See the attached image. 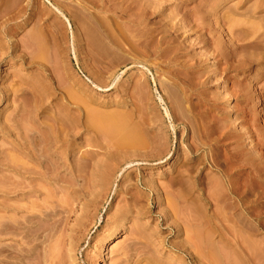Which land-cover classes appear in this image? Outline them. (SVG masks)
Segmentation results:
<instances>
[{
    "label": "rangeland",
    "instance_id": "obj_1",
    "mask_svg": "<svg viewBox=\"0 0 264 264\" xmlns=\"http://www.w3.org/2000/svg\"><path fill=\"white\" fill-rule=\"evenodd\" d=\"M250 28L252 31H247ZM262 31L264 0H0V226L9 216L23 220L30 211L38 213L39 207L32 204L44 198L50 201V206L62 210L60 225L56 223L59 227L55 226L52 234L48 231L49 236L44 237L33 264H51L54 261L51 254L56 251L55 255L57 250L63 257L66 254L62 264H119L121 248L129 243L138 224L146 225L149 240L141 238V244L134 245L138 247L133 260L150 254L166 264H194L184 247L177 246L179 238L172 218L163 219L170 202L167 199L173 200L176 191L184 198L183 202L177 204L176 198L175 204L171 202L176 207L183 206L179 209L181 216L191 214L190 195L186 193L194 174L188 173V164L198 167L195 174L199 181L196 215L201 225L198 251L203 253L199 252L197 264H264V57L259 59L260 63L254 59L255 55L264 54ZM256 38L263 40L260 49L254 44L250 47ZM118 39L124 43L119 44ZM219 51L221 56L217 57ZM32 53L37 54L36 59ZM127 55L131 58L126 59ZM225 64L229 67L226 73L220 69ZM122 98L127 101L122 103ZM130 107L134 118L131 122L137 127L132 125L136 130L131 132L141 136L131 135L153 141L154 148L143 153L144 160L123 163L113 174L104 176L112 160L123 157L114 150L118 149L115 143L121 140L113 129L117 130L114 128L117 115ZM87 113L93 117L89 118ZM97 121L102 127L97 128ZM151 135L154 138L150 139ZM99 145L110 147L103 152ZM159 149L164 152L161 154ZM157 153L160 155L156 157ZM23 160H29L31 171L25 166L27 171L23 170ZM180 175L187 176L180 186L168 183L170 178ZM12 181L14 192L9 188ZM103 182L107 187L100 185ZM127 185L131 189L124 192ZM146 189L153 204L142 213L133 198L136 192ZM94 194L98 197H93ZM90 198H98L97 212ZM59 200L63 201L60 203L63 209L58 206ZM87 204H91V209ZM85 208L92 215L96 213L93 216L88 213L84 218L86 230L80 232L83 236L78 242L75 225L83 218ZM122 214L126 215L122 217L123 225L114 226L111 217ZM185 221L183 227L190 230L192 226ZM45 223L49 225L51 220ZM185 232L183 229V239ZM9 236L0 234V246L17 245ZM57 245H62L63 251ZM3 258L9 259L0 257L3 260L0 264L6 261Z\"/></svg>",
    "mask_w": 264,
    "mask_h": 264
},
{
    "label": "bare ground",
    "instance_id": "obj_2",
    "mask_svg": "<svg viewBox=\"0 0 264 264\" xmlns=\"http://www.w3.org/2000/svg\"><path fill=\"white\" fill-rule=\"evenodd\" d=\"M140 2V1H139ZM135 3V2H134ZM257 3V2H256ZM255 3V4H256ZM260 4V3H259ZM254 5V4H253ZM252 5V7H254ZM256 6V5H255ZM139 7V6H138ZM136 8V7H135ZM142 8V7H141ZM145 8V7H144ZM148 8H149V6H148ZM256 8V7H255ZM261 8V7H260ZM135 10H137V9H135ZM141 10V9H140ZM143 11H144V9H143ZM135 12V11H134ZM133 12V13H134ZM137 12V11H136ZM145 12V11H144ZM147 13V12H146ZM139 15H140V13L138 14V17H139ZM150 15V14H149ZM133 16H135V15H133ZM137 17V16H136ZM138 17H137V19H138ZM140 18V17H139ZM136 20V19H135ZM148 20V19H147ZM84 21V20H83ZM143 21H144V19H143ZM142 21V22H143ZM157 22V21H156ZM162 22V21H161ZM167 22V21H166ZM230 22V21H229ZM98 23H99V21H98ZM134 23V22H133ZM154 23V22H153ZM170 23H172V21H170ZM234 23H236V22H233V24ZM239 23V22H238ZM100 24V23H99ZM150 24H152V23H150ZM157 24V23H156ZM168 24V23H167ZM231 24V23H230ZM247 24V23H246ZM250 24V23H249ZM146 25V24H145ZM145 25H144V27H145ZM153 25V24H152ZM158 25V24H157ZM235 25V24H234ZM241 25V24H240ZM139 26V25H138ZM141 26V25H140ZM156 26V25H155ZM252 26V25H251ZM148 27V26H147ZM153 27V26H152ZM165 27V26H164ZM172 27V26H171ZM229 27H230V25H229ZM237 27V26H236ZM256 27V26H255ZM134 28V27H133ZM176 28V27H175ZM231 28H232V26H231ZM248 28V27H247ZM258 28V27H257ZM107 29V28H106ZM106 29H105V31H106ZM141 29V28H140ZM147 29V28H146ZM145 29V30H146ZM154 29V28H153ZM236 29V28H235ZM110 30V29H109ZM138 30V29H137ZM137 30H136V32H137ZM142 30V29H141ZM144 30V29H143ZM147 30H149V29H147ZM167 30V29H166ZM257 30H259V29H257ZM256 30V31H257ZM262 30V29H261ZM139 31V30H138ZM232 31V30H231ZM234 31V30H233ZM247 31H252V29L250 28V30H248L247 29ZM256 31H253V32H255L256 33ZM104 32V31H103ZM109 32H111V31H109ZM120 32V31H119ZM118 32V33H119ZM146 32V31H145ZM262 32H264V31H262ZM106 33V32H105ZM114 33V32H113ZM142 33V32H141ZM149 33H151V32H149ZM158 33H160V32H158ZM229 33V32H228ZM234 33V32H233ZM255 33H253V34H255ZM258 33V32H257ZM256 33V34H257ZM109 34V33H108ZM139 34H140V31H139ZM145 34V33H144ZM251 34V33H250ZM259 34V33H258ZM257 34V35H258ZM123 35V34H122ZM137 35V34H136ZM231 35H232V33H231ZM230 35V36H231ZM264 34L262 33V36H263ZM55 36H56V33H55ZM108 36H110V35H108ZM107 36V37H108ZM134 36V35H133ZM140 36H141V34H140ZM139 36V37H140ZM143 36H145V35H143ZM148 36H150V35H148ZM161 36V35H160ZM259 36H261V34L259 35ZM261 36V39L262 38H264V37H262ZM121 37V36H120ZM125 37V36H124ZM123 37V38H124ZM131 37V36H130ZM138 37V36H137ZM152 37V36H151ZM166 37V36H165ZM54 38V37H53ZM112 38V37H111ZM113 38H115V37H113ZM127 39H128V37H126ZM141 38V37H140ZM149 38V37H148ZM148 38H146L147 40H148ZM163 37H161V39H162ZM258 38H260V37H258ZM64 39V38H63ZM132 39V38H131ZM150 39V38H149ZM154 39H156V38H154ZM168 39H170V38H168ZM255 39V38H254ZM261 39H257L256 38V40H254L255 42L254 43H252V45H250V47L251 46H253V44L255 45V46H259V45H261L262 44V42L261 41H263V40H261ZM57 40V39H56ZM60 40V39H59ZM119 40V39H118ZM122 40V39H121ZM121 40H119V41H121ZM124 40V39H123ZM126 40V39H125ZM164 40V39H163ZM162 40V41H163ZM166 40H167V38H166ZM174 40V39H173ZM205 40V39H204ZM58 41V40H57ZM116 40H114V42H115ZM136 41V40H135ZM144 41V40H143ZM153 41V40H152ZM155 42H157V40H154ZM168 41V40H167ZM239 41V40H238ZM237 41V42H238ZM129 42V41H128ZM131 42V41H130ZM133 42V41H132ZM140 42V41H139ZM146 42V41H145ZM169 42V41H168ZM212 42V41H211ZM210 42V43H211ZM261 42V43H260ZM116 43V42H115ZM124 43V42H123ZM122 43V41H121V43H119V44H123ZM136 43V42H135ZM149 43V42H148ZM152 43V42H151ZM234 42L232 41V44H233ZM244 43V42H243ZM249 43V42H248ZM260 43V44H259ZM264 43V42H263ZM54 44V43H53ZM114 44V43H113ZM117 44V43H116ZM115 44V45H116ZM145 44V43H144ZM143 44V45H144ZM150 44V43H149ZM163 44H164V42H163ZM168 44V43H167ZM174 44V43H173ZM212 44V43H211ZM210 44V45H211ZM237 44V43H236ZM235 44V45H236ZM127 45V44H126ZM130 45V44H129ZM140 45H142V44H140ZM146 45V44H145ZM154 45V44H153ZM155 45H157L156 43H155ZM160 45H161V43H160ZM239 45V44H238ZM242 45V44H241ZM119 46H121V45H119ZM128 46V45H127ZM174 46V45H173ZM176 46V45H175ZM237 46V45H236ZM57 47V46H56ZM152 47V46H151ZM160 47V46H159ZM177 47V46H176ZM217 47H218V45H217ZM239 47V46H238ZM242 47V46H241ZM245 47H247V46H245ZM260 47L261 46H259V49H260ZM263 47H264V45H263ZM122 48V47H121ZM129 48V47H128ZM127 48V49H128ZM136 48V47H135ZM134 48V49H135ZM140 48V47H139ZM149 48V47H148ZM165 48V47H164ZM167 48V47H166ZM175 48V47H174ZM214 48V47H213ZM219 48V47H218ZM233 48V47H232ZM254 48V47H253ZM116 49H117V47H116ZM126 49V48H125ZM133 49V50H134ZM151 49V48H150ZM153 49H154V47H153ZM152 49V50H153ZM172 50H173V48H171ZM170 49V51H172ZM243 49V48H242ZM245 49V48H244ZM130 50H131V48H130ZM139 50V49H138ZM140 50H141V48H140ZM140 50H139V52H140ZM167 50V49H166ZM212 50V49H211ZM210 50V51H211ZM215 50V49H214ZM237 50H239V49H237ZM129 51V50H128ZM135 51V50H134ZM143 51V50H142ZM147 51V50H146ZM151 51V50H150ZM164 51V50H163ZM167 51H169V49L167 50ZM174 51H176V49L174 50ZM213 51V50H212ZM211 51V52H212ZM235 51V50H234ZM256 51H258V49L256 50ZM264 50L262 49V52H263ZM122 52V51H121ZM166 52V51H165ZM184 52V51H183ZM220 52V51H219ZM216 53V56L218 57V56H221V52L220 53ZM238 52V51H237ZM255 52V51H254ZM134 53V52H133ZM137 53H138V51H137ZM144 53V52H143ZM147 53V52H146ZM167 53V52H166ZM226 53V52H225ZM225 53H223V54H225ZM235 53V52H234ZM247 53H249V52H247ZM246 53V54H247ZM252 53H253V51H252ZM257 53V52H256ZM260 53V52H259ZM32 54H34V56L36 55L37 56V54H35V53H32ZM148 54V53H147ZM212 54V53H211ZM254 54V53H253ZM42 55V54H41ZM114 55H116V54H114ZM122 55H123V53H122ZM136 54L134 53V56H135ZM137 55H139V54H137ZM141 55H143V54H141ZM145 55V54H144ZM167 55H168V53H167ZM167 55H165V56H167ZM188 55V54H187ZM252 55V54H251ZM33 56V57H34ZM35 56V59L37 58ZM180 56V55H179ZM223 56V55H222ZM225 56V55H224ZM245 56V55H244ZM248 56H250V54L248 55ZM32 57V56H31ZM126 57V56H125ZM127 57H128V55H127ZM133 57V56H132ZM137 57V56H136ZM140 57V56H139ZM142 57V56H141ZM144 57V56H143ZM225 57H227V56H225ZM224 57V58H225ZM247 57V56H246ZM252 57V56H251ZM251 57H250V59H251ZM264 57V54L263 53H261V54H257V56L255 55V57H254V59H255V61H258L259 62V59H262ZM120 58V57H119ZM122 58V57H121ZM131 58V57H130ZM129 57L128 58H126V59H130ZM174 58H176V57H174ZM191 58V57H190ZM249 58V57H248ZM253 58V57H252ZM31 59V58H30ZM33 59V58H32ZM143 59V58H142ZM243 59V58H242ZM245 59V58H244ZM243 59V60H244ZM253 59V60H254ZM112 60V59H111ZM117 60V59H116ZM144 60V59H143ZM170 60V59H169ZM173 60H175V59H173ZM220 60V59H219ZM227 59H225V61H226ZM246 60H247V58H246ZM245 60V61H246ZM252 60V61H253ZM263 60V59H262ZM150 61V60H149ZM164 61V60H163ZM183 61V60H182ZM197 61V60H196ZM237 61H239V60H237ZM261 61V60H260ZM111 62H113V61H111ZM123 62H124V60H123ZM147 62H148V60H147ZM156 62V61H155ZM218 62V61H217ZM224 62V61H223ZM227 62V61H226ZM247 62V61H246ZM258 62H256V63H258ZM187 63H188V61H187ZM186 63V64H187ZM198 63V62H197ZM222 63V62H221ZM231 63V62H230ZM242 63H244V62H242ZM260 63V62H259ZM136 64V63H135ZM183 64V63H182ZM223 64V63H222ZM227 64H228V62H227ZM153 65H155V63L153 64ZM224 65V64H223ZM226 65V64H225ZM244 66H245V64H243ZM189 66V65H188ZM238 66V65H237ZM144 67V66H143ZM157 67H158V65H157ZM176 67H178V66H176ZM234 67V66H233ZM239 67V66H238ZM145 68L146 69H148V70H150V68L149 67H147V66H145ZM160 68V67H159ZM164 68H166V67H164ZM181 68V67H180ZM229 67H228V65H226V66H222V68H220V69H222L221 71H225V73H226V70L228 69ZM231 68V67H230ZM235 68V67H234ZM185 69H187V68H185ZM191 69V68H190ZM236 69V68H235ZM137 70V69H136ZM139 70V69H138ZM163 70V69H162ZM183 70V69H182ZM229 70V69H228ZM227 70V71H228ZM158 70H156V72H157ZM139 72V71H138ZM174 72V71H173ZM196 72V71H195ZM242 72V71H241ZM160 73V72H159ZM172 73V72H171ZM188 73V72H187ZM197 73H199V72H197ZM215 73V72H214ZM245 73V72H244ZM259 74H261L260 72H258ZM257 73V74H258ZM263 73V72H262ZM155 74V73H154ZM161 74V73H160ZM173 74V73H172ZM184 74V73H183ZM191 74V73H190ZM190 74H189V76H190ZM257 74H255V75H257ZM110 75V74H109ZM199 75H201L200 73H199ZM203 75V74H202ZM212 75V74H211ZM254 75V74H253ZM140 76V75H139ZM139 76H137V78L139 77ZM156 76V75H155ZM158 76V75H157ZM156 76V77H157ZM185 76H186V74H185ZM197 76V75H196ZM260 76V75H259ZM133 77H136V76H133ZM247 77V76H246ZM251 77V76H250ZM43 78H44V76H43ZM193 78V77H192ZM200 78V77H199ZM205 78V77H204ZM194 79V78H193ZM228 79V78H227ZM132 80V79H131ZM137 80V79H136ZM135 80V81H136ZM191 80V79H190ZM134 81V80H133ZM138 81H140V79H138ZM144 81H146V80H144ZM159 81V80H158ZM165 81V80H164ZM248 81V80H247ZM126 82V81H125ZM129 82V81H128ZM137 82V81H136ZM119 83V82H118ZM121 83V82H120ZM141 83H145V82H141ZM123 84L125 85V83H124V81H123ZM127 84V83H126ZM134 84V83H133ZM140 84V83H139ZM165 84V83H164ZM167 84V83H166ZM239 84V83H238ZM141 85V84H140ZM170 85V84H169ZM123 86V85H122ZM130 86V85H129ZM162 86H163V84H162ZM124 87V86H123ZM128 87V86H127ZM135 87V86H134ZM139 87V86H138ZM141 87V86H140ZM147 87V86H146ZM146 87H144V89L146 88ZM169 87V86H168ZM167 87V88H168ZM236 87V86H235ZM126 88V87H125ZM124 88V89H125ZM233 88H234V86H233ZM128 89V88H127ZM131 89V88H130ZM129 89V90H130ZM142 89V88H141ZM173 89H176V88H173ZM140 90V89H139ZM233 90V89H232ZM123 91V90H122ZM138 91V90H137ZM197 91V90H196ZM123 92H126V91H123ZM135 92V91H134ZM146 92V91H145ZM127 93V92H126ZM131 93V92H130ZM129 93V94H130ZM136 93V92H135ZM139 93V92H138ZM137 93V94H138ZM190 94V93H189ZM122 95V94H121ZM141 95H142V93H141ZM148 95V94H147ZM146 95V96H147ZM138 96V95H137ZM140 96V95H139ZM144 95H142L141 97H143ZM192 96V95H191ZM194 96V95H193ZM82 97H84V96H82ZM131 98H132V96H130ZM172 97V96H171ZM184 97V96H183ZM41 98H42V96H41ZM86 98V97H85ZM148 98V97H147ZM146 98V99H147ZM175 99H176V97H174ZM74 99H75V97H74ZM173 99V98H172ZM77 100V99H76ZM76 100H74V101H76ZM78 100H80V99H78ZM137 100V99H136ZM171 100V99H170ZM180 100V99H179ZM125 101H127L126 99H124V98H122V100H121V102L123 103H125ZM142 101V100H141ZM172 102H173V100H171ZM177 101H178V99H177ZM81 102H83V101H81ZM180 102H182V101H180ZM191 102V101H190ZM79 103V102H78ZM77 103V104H78ZM144 103H146V102H144ZM169 103H171V102H169ZM174 103V102H173ZM80 104V103H79ZM86 105H87V103H85ZM88 104H90V103H88ZM177 104H178V102H177ZM124 105H126L127 106V104H124ZM131 105V104H130ZM129 105V106H130ZM142 105V104H141ZM144 105V104H143ZM63 106V105H62ZM83 106H84V104H83ZM87 106H89V105H87ZM133 106V105H132ZM176 106V105H175ZM85 107V106H84ZM83 107V108H84ZM125 107V106H124ZM134 107V106H133ZM165 107V106H164ZM128 108V107H127ZM170 108V107H169ZM177 108V107H176ZM176 108H174V109H176ZM85 109V108H84ZM84 109H83V111H84ZM87 109H90V107L89 108H87ZM123 109V108H122ZM183 109V108H182ZM182 109L180 108V111H182ZM192 109V108H191ZM118 110V109H117ZM121 110V109H120ZM132 107H130L129 108V111H125L124 110V112H123V110L121 111L122 113H115L114 115H117L116 117H117V119L115 118V120H117L116 122H114L115 120L113 119V117L111 118V119H113L114 121V123H116L117 125L116 126H114V128H116L117 127V130L115 129H113V131H117L116 133H117V135L116 136H118L120 139H119V141H120V143H118V141H117V144L115 143V146H117V148L118 149H114V150H117L118 152H120L121 153V155L123 156V157H121L120 159L121 160H119V158L116 160V159H114V160H112L113 162H112V164L110 165L109 163V165L111 166L106 172H104L105 173V175L104 176H106V175H108V174H113L115 171H117L118 169H120L121 168V165L123 164V163H125V165L128 163V164H130L131 162H133V161H138V160H144L143 159V155H145V154H143V153H145L146 151H149L148 149H153L154 147H153V141L152 142H147L146 141V139H144L143 140V137L141 138V139H136V137H139L140 138V136H137V135H135V134H132V132L133 131H135L134 130V128H137L135 125H133L134 123H132V122H134L133 121V112H132ZM186 110V109H185ZM164 111V110H163ZM175 111V110H174ZM173 111V112H174ZM180 111L178 112V113H180ZM85 112V111H84ZM86 112H87V110H86ZM85 112V113H86ZM116 112H118V111H116ZM177 112V111H176ZM89 113H90V111H89ZM137 113V112H136ZM165 113L166 114H168V111H167V109H166V107H165ZM175 113V112H174ZM177 113V114H178ZM99 114V113H98ZM104 114V113H103ZM140 114V113H139ZM145 114V113H144ZM91 115V114H90ZM88 116V113H87V116L90 118L91 116ZM111 115H113L112 113H111ZM141 115V114H140ZM185 115V114H184ZM189 115V114H188ZM59 116H60V114H59ZM99 115H97V117H98ZM103 116V115H102ZM101 116V117H102ZM107 116V115H106ZM135 116V115H134ZM137 116V115H136ZM142 116H143V114H142ZM141 116V117H142ZM147 116V115H146ZM190 116H192V115H190ZM65 117V119H66V116H64ZM63 117V118H64ZM93 117V116H92ZM111 117V116H110ZM140 117V116H139ZM138 117V118H139ZM187 117V116H186ZM77 118V117H76ZM85 118H87L86 116H85ZM94 118H96V116L94 117ZM106 118V117H105ZM144 118V117H143ZM146 118V117H145ZM177 118V117H176ZM183 118H185V117H183ZM189 118V117H188ZM191 118V117H190ZM59 119H60V117H59ZM64 119V120H65ZM79 119V118H78ZM88 119V118H87ZM103 119H104V117H103ZM194 119V118H193ZM196 119V118H195ZM60 120H62V119H60ZM92 120H95L96 121V119H92ZM91 120V121H92ZM140 120V119H139ZM141 120H143V119H141ZM188 120V119H187ZM67 121V120H66ZM69 121V120H68ZM78 121V120H77ZM105 121H108V116H107V118L105 119ZM110 121V120H109ZM132 121V122H131ZM149 121V120H148ZM154 121V120H153ZM159 121V120H158ZM194 121V120H193ZM61 122H63V121H61ZM65 122V121H64ZM79 122V121H78ZM85 121H83V124H85L84 123ZM99 124H96L97 125V128L101 125L100 124V121H97ZM97 122H95V123H97ZM101 122H102V119H101ZM141 122V121H140ZM149 122H151V120L149 121ZM148 122V123H149ZM214 122V121H213ZM66 123V122H65ZM73 123V122H72ZM109 123V122H108ZM112 123V122H111ZM144 123H145V121H144ZM154 123V122H153ZM152 123V124H153ZM63 124V123H62ZM71 124V123H70ZM105 125H106V123H104ZM135 124L137 125V121H135ZM220 124V123H219ZM64 126H65V124H63ZM63 125H61L62 127H63ZM76 125V124H75ZM108 125V124H107ZM135 126L134 128H132L133 126ZM147 125V124H146ZM158 125H159V123H158ZM157 125V126H158ZM67 126V125H66ZM70 126H72V125H70ZM86 126H88V124H86ZM111 125H109V127H110ZM138 126V125H137ZM142 126H143V124H142ZM60 127V126H59ZM101 127H102V125H101ZM145 127V126H144ZM215 127V126H214ZM221 127H222V125H221ZM111 128H113V126L111 127ZM139 128V127H138ZM217 128H218V126H217ZM220 128V127H219ZM65 129H67V128H65ZM77 129H79V128H77ZM80 129H81V127H80ZM131 129V130H130ZM132 129H133V131H132ZM161 129V128H160ZM211 129V128H210ZM64 130V129H63ZM139 130V129H138ZM62 131V130H61ZM98 131H99V129H98ZM100 131H102V130H100ZM109 131H110V129H109ZM132 131V132H131ZM215 131V130H214ZM197 132H199V131H196V133ZM221 132V131H220ZM140 133V132H139ZM55 134V133H54ZM135 135L136 137H134V136H132V135ZM151 134V133H150ZM160 134V133H159ZM194 134V133H193ZM206 134V133H205ZM49 135V134H48ZM218 135H220V134H218ZM49 136H51V135H49ZM209 136V135H208ZM115 136H113V138H114ZM129 137H131L132 139H130ZM151 138L150 139H152V137L154 138V136H150ZM49 138V137H48ZM51 139H52V137H50ZM62 138V137H61ZM133 139H135V140H133ZM117 140V139H116ZM115 140V141H116ZM157 140V139H156ZM164 140V139H163ZM114 141V140H113ZM148 141H149V139H148ZM155 142H157V141H155ZM159 142V141H158ZM163 142V141H162ZM201 143V142H200ZM64 144V143H63ZM101 144V143H100ZM165 144V143H164ZM199 144V143H198ZM66 145V144H65ZM98 145V144H97ZM112 145V144H111ZM113 145H114V143H113ZM152 145V146H151ZM191 145V144H190ZM196 145V144H195ZM101 145H99V146H97V147H100ZM115 146H112L111 148H116ZM159 146V145H158ZM157 145H156V147H158ZM167 146V145H166ZM192 146V145H191ZM190 146V147H191ZM197 146V145H196ZM203 146H204V144H203ZM73 147V146H72ZM101 147H103V145L101 146ZM106 147V146H105ZM105 147H103V152H104V148ZM107 147H110V146H107ZM106 147V148H107ZM198 147V146H197ZM93 148H95L94 150H96L97 149V151H98V148H96V147H93ZM93 148H91V149H93ZM110 148V149H111ZM196 148V147H195ZM91 149H88L89 151L88 152H90V150ZM109 148H107V150H108ZM87 150V149H86ZM93 150V151H94ZM102 150H100V151H102ZM114 150H112V151H114ZM161 149H159V151H160ZM163 150V149H162ZM193 150H194V148H193ZM192 149L190 150V151H193ZM197 150V149H196ZM47 151V150H46ZM45 151V152H46ZM151 151V150H150ZM166 151V150H165ZM110 152V151H109ZM155 152V151H154ZM164 151H160V153L162 154ZM215 152V151H214ZM236 152V151H235ZM257 152V151H256ZM43 153H44V151H43ZM91 153H92V151H91ZM98 153V152H97ZM108 153V152H107ZM152 153V152H151ZM159 153V152H158ZM158 153H157V155H156V157L157 156H159L158 155ZM209 153V152H208ZM258 153V152H257ZM86 154V153H85ZM94 154V153H93ZM93 154H91V156L93 155ZM148 154H149V152H148ZM224 154H225V151H224ZM237 154V153H236ZM262 154V153H261ZM96 155V154H95ZM104 155V154H103ZM119 155V154H118ZM214 155H216V154H214ZM218 155V154H217ZM43 156V155H42ZM151 156H153V155H151ZM212 156V155H211ZM87 157V156H86ZM97 157V156H96ZM115 157V156H114ZM149 157V156H148ZM154 157V156H153ZM198 157V156H197ZM209 157V156H208ZM216 157V156H215ZM91 158V157H90ZM100 158V157H99ZM98 158V159H99ZM111 158V157H110ZM123 158V159H122ZM221 158V157H220ZM223 158V157H222ZM224 158H225V156H224ZM228 158V157H227ZM80 159V158H79ZM85 159V158H84ZM88 159V157L86 158V160ZM96 159V158H95ZM97 159V160H98ZM226 159V158H225ZM80 160H82V159H80ZM199 160V159H198ZM228 160V159H227ZM261 160V159H260ZM29 161V160H28ZM28 161H26V162H24V160H23V162H22V168L25 166V168L27 169V168H30V166H29V163H28ZM50 161V160H49ZM83 161V160H82ZM93 161V160H92ZM204 161V160H203ZM264 161V160H263ZM85 162V161H84ZM212 162H213V160H212ZM31 163V162H30ZM46 163H48V162H46ZM57 163V162H56ZM82 163V162H81ZM85 163H87V162H85ZM104 163H106V162H104ZM188 163V162H187ZM220 163V162H219ZM24 164V165H23ZM200 164V163H199ZM217 164V163H216ZM229 164V163H228ZM227 164V165H228ZM21 165V164H20ZM33 165V164H32ZM55 165V164H54ZM56 165H58L59 166V164H56ZM80 165V164H79ZM82 165V164H81ZM215 165V164H214ZM220 165V164H219ZM221 165H223V164H221ZM76 166V165H75ZM83 166H84V164H83ZM106 166V165H105ZM128 166H130V165H128ZM188 166H189V171H188V173L189 174H192L191 172H193V174L194 175H191V184H189L190 186V188H189V190H188V192L186 193V195H190V201H188L189 202V204H190V211H191V214L190 213H188L189 215H187V216H189V217H187V216H183V218H182V216H181V213H180V208L182 207L183 208V206H177L176 207V205H174L175 203H176V201H177V204H178V201L179 202H181V203H179V205L180 204H182V202H183V197H182V195L180 194V193H178V191H176V194H174V196H175V203H174V201L172 200V198H170V196L169 195H167V196H169V198H170V200H168L167 199V201H173V203L171 202H168V204H167V213H166V215H165V218H163L164 220L165 219H170V217L172 218V223H173V228H174V231H175V235L179 238V241H178V248L179 249H181L180 247H184V251L185 252H187V255H188V257L189 258H191V261H193V263L194 264H197L198 263V260H199V252L200 251H198V248H199V250L201 249L200 248V246H198V240H199V234L200 233H198V229H199V226H201V225H199L200 223V221H199V218L197 217V213H196V210H198L199 209V205H198V202L197 201H199V197H198V195H195V193H196V191H198L199 192V188H197V185L199 184V181H198V176L197 175H195L197 172H198V167H196L195 165H189L188 164ZM188 166L186 167V168H188ZM208 166V165H207ZM225 167H226V165H224ZM231 166V165H230ZM18 167H19V165H18ZM69 167V166H68ZM80 168H82V166H79ZM86 167V166H85ZM91 167H93V166H91ZM216 167V166H215ZM229 167V166H228ZM33 167H31L30 168V170H28V172L29 171H31V169H32ZM45 168V167H44ZM57 168V167H56ZM55 168V169H56ZM84 168V167H83ZM94 168V167H93ZM108 168V167H107ZM106 168V169H107ZM200 168V167H199ZM224 168V167H223ZM230 168H232V167H230ZM259 168V167H258ZM26 169H24L23 168V170H26ZM60 169V168H59ZM66 169V168H65ZM77 169V168H76ZM86 170H87V167L85 168ZM91 169V168H90ZM97 169V168H96ZM228 169V168H227ZM226 169V170H227ZM260 169H261V167H260ZM44 170V169H43ZM49 170V169H48ZM63 170V169H62ZM71 170V169H70ZM77 170H79V168L77 169ZM85 170V171H86ZM224 170V169H223ZM257 170V169H256ZM27 171V170H26ZM72 171V170H71ZM259 171V170H258ZM49 172V171H48ZM50 172H52L51 171V169H50ZM83 172H84V170H83ZM183 172V171H182ZM181 172V173H182ZM240 172V171H239ZM71 173V172H70ZM82 173V172H81ZM186 173V172H185ZM50 174V173H49ZM52 174V173H51ZM62 174H63V172H62ZM93 174V173H92ZM180 174V173H179ZM189 174H187L188 176H189ZM259 174V173H258ZM52 175H54V174H52ZM55 175H56V173H55ZM77 175V174H76ZM244 175V174H243ZM63 176V175H62ZM65 176V175H64ZM109 176V175H108ZM102 177V176H101ZM183 175H180V177H172V178H170V182H168V183H171V184H180V182H181V180L183 179ZM185 177H187L186 175H185ZM184 177V178H185ZM238 177V176H237ZM245 177V176H244ZM50 178H51V176H50ZM111 178H112V176H111ZM189 178V179H190ZM229 178V177H228ZM47 179V178H46ZM102 179H104V178H102ZM235 179V178H234ZM50 180H52V179H50ZM49 180V181H50ZM188 180V179H187ZM233 180V179H232ZM241 180V179H240ZM168 181V180H167ZM185 181H186V179H185ZM184 181V182H185ZM190 181V180H189ZM215 181V180H214ZM213 181V182H214ZM233 182V181H232ZM231 182V183H232ZM236 182V181H235ZM244 182V181H243ZM243 182H242V184H243ZM53 183V182H52ZM214 183H217V182H214ZM230 183V182H229ZM102 184H103V186H104V184H106V183H101L100 185L102 186ZM220 183L218 182V185H219ZM234 184V183H233ZM10 191L11 192H14L15 190H16V187H15V185H14V183H13V181L12 182H10ZM108 185V184H107ZM130 185V184H129ZM151 185H154V184H151ZM166 185V184H165ZM239 185V184H238ZM244 185V184H243ZM31 186V185H30ZM145 187H147V185L145 184L144 185ZM155 186V185H154ZM180 186V185H179ZM210 186H212V185H210ZM216 186H217V184H216ZM221 186V185H220ZM219 186V187H220ZM104 187H107V186H104ZM149 187V186H148ZM151 187V186H150ZM165 187V186H164ZM186 187V186H185ZM185 187H184V189H185ZM242 187V186H241ZM98 188V187H97ZM131 189V187H128V185L124 188V192H128L127 190L128 189ZM138 188H140V187H138ZM186 188H188V187H186ZM205 188V187H204ZM207 188V187H206ZM244 188V187H243ZM153 189V188H152ZM151 188H150V190H152ZM155 189V188H154ZM153 189V190H154ZM208 189V188H207ZM120 190V189H119ZM139 190V189H138ZM211 190V189H210ZM225 190V189H224ZM223 190V191H224ZM231 190V189H230ZM243 190V189H242ZM94 191V190H93ZM97 191V190H96ZM96 191L95 192H92V194L93 193H96ZM101 191H102V189H101ZM118 191V190H117ZM140 191V190H139ZM136 192L137 193V195L135 194V196H134V194H132L133 196H134V201H135V203H136V207H138V209H139V211L141 210L142 211V213L143 212H145V211H147V210H149L150 208H151V204H153V202H150L149 201V199H150V194H149V190H147L146 189V191H144V192ZM160 191V190H159ZM165 192L167 191V190H164ZM163 191V192H164ZM195 191V192H194ZM241 191V190H240ZM239 191V192H240ZM244 191V190H243ZM98 192H99V190H98ZM122 192V191H121ZM154 192V191H153ZM182 192H183V190H182ZM197 192V193H198ZM212 192H213V189H212ZM219 192H221V191H219ZM232 192V191H231ZM102 193V192H101ZM139 193V194H138ZM170 193V195L173 193H171V191L169 192ZM130 194V193H129ZM155 194V193H154ZM159 194L160 193H157L156 194V196L158 197L159 196ZM219 194V193H218ZM225 194V193H224ZM223 194V195H224ZM237 194H238V192H237ZM97 195V194H96ZM102 195V194H101ZM165 195V196H166ZM185 195V194H184ZM220 195V194H219ZM222 195V196H223ZM226 195V194H225ZM131 196V195H130ZM155 196V197H156ZM230 196V195H229ZM228 196V197H229ZM93 197H98V196H95V194H94V196ZM215 197V196H214ZM213 197V198H214ZM101 198H102V196H101ZM209 198V197H208ZM223 198H224V196H223ZM226 198H227V196H226ZM58 199H60V198H58ZM90 199H93L92 201H89V202H92V205H93V209H94V211H96V210H99L98 209V207L99 206H97V201H98V198L96 199H94V198H90ZM89 199V200H90ZM163 200V199H162ZM221 200H223V199H221ZM227 200V199H226ZM61 200H59V203L58 204H60V203H63V201H61ZM225 201V200H224ZM229 201V200H228ZM228 201H226V203H228ZM49 202V203H48ZM65 202H67V201H64V203ZM88 202V203H89ZM188 202H187V206H188ZM48 203V204H47ZM186 202L184 201V204H185ZM9 204H10V206L11 205H13V203H10L9 202ZM50 204V201H48L47 200V198H44V199H41V202H38V203H33L32 204V206H34V207H39L38 208V213H34L33 211H30V212H28V215L25 217V218H23V220L22 219H15V218H13L12 216H9L8 218H7V220H6V222H4V224L3 225H1L0 227V234H3V235H10L9 237H10V239H15L16 240V242H17V245L14 247V248H9V247H12L11 245H8V246H0V257H7V259L8 260H6V258H3V259H5L6 261H4V264H5V262L6 263H10V264H33V259H34V255H38L39 254V252H38V248L39 247H43V245L41 244L42 243V241H45V240H43L44 239V237L46 236V235H48L49 234V232L48 231H50L51 232V234H52V232L54 233V229L53 228H55V226L56 227H59V226H57L56 225V223L57 224H59L60 225V221L62 220L61 218H60V213L62 212V210H60V209H56V208H54V206L52 207V205L50 206L49 205ZM66 204V203H65ZM222 204H224V203H222ZM69 205V204H68ZM197 205H198V207H197ZM56 206V205H55ZM59 207H61V206H63L64 207V205L62 204H60V205H58ZM87 206L89 207V209H91V204H90V206L87 204ZM63 207H61V209H63ZM181 208V209H182ZM198 208V209H197ZM65 209V208H64ZM88 208H85V210L84 211H86L84 214H82V216H83V218L82 217H80V221L77 223V225H75L76 226V228H75V230H76V232L78 233H80V232H84V230H86V229H83L84 228V226L86 227V225H84L85 224V219L84 218H87V216H88V213L90 212V210H89ZM129 209V208H128ZM128 209H126L127 211H129ZM137 209V208H136ZM124 210V209H123ZM65 211V210H64ZM88 211V212H87ZM182 211V210H181ZM187 211V210H186ZM97 212V211H96ZM96 212H92V213H96ZM184 212V211H183ZM126 213V212H125ZM186 213V214H187ZM90 214V213H89ZM93 214V215H94ZM183 214V213H182ZM92 214H90V216H93ZM115 215V214H114ZM142 215V214H141ZM89 216V217H90ZM126 215L125 214H122V215H116V216H112L111 217V219H112V221H111V223H115L114 224V226L115 225H118L119 224V226L121 227L123 224H121V223H123L122 221V217H125ZM63 217V216H62ZM88 217V218H89ZM184 217H187V218H184ZM201 218V217H200ZM64 219V218H63ZM185 219H187L188 220V224L189 225H191L192 226V228L190 229V230H185V228L183 227V224L185 225V224H187L186 223V221H185ZM204 219V218H203ZM49 220H51V225L49 226V225H46V224H48V223H45V221H49ZM138 220V219H137ZM204 220H206V219H204ZM203 220V221H204ZM211 220H212V218H211ZM207 221V220H206ZM238 221V220H237ZM1 222H3V221H1ZM169 222H170V220H169ZM110 223V222H109ZM204 223H207V222H204ZM238 223V222H237ZM1 224V223H0ZM139 226L137 227V229H136V227L135 228H133L134 229V231H132L133 232V236H132V238H131V240L129 241V243H126L124 246H122L123 248H121V256H122V260H121V262L119 263V264H135V263H137V262H142V261H144L143 262V264H166V263H162V262H160V261H158V260H155L156 259V257L155 256H151L150 254H147V255H145V256H143V255H140L142 258H137L136 260H133V258H134V256L136 255V253H137V247L136 246H134V245H137V244H141V242H140V240L139 239H141V238H143V239H147V240H149L148 238H149V236L147 235V232L145 231V229L147 228L146 227V225H144V224H138ZM144 225V226H143ZM188 225V226H189ZM206 225V224H205ZM209 225V224H208ZM186 226V225H185ZM207 226V225H206ZM134 227V226H133ZM202 227H204V226H202ZM51 229H53V231L51 230ZM131 229V228H130ZM183 229H184V232H185V238L183 239V238H181V233L183 232ZM147 230V229H146ZM204 230H205V227H204ZM209 230V229H208ZM207 230V231H208ZM211 230V229H210ZM45 231H47V232H45ZM202 232V231H201ZM206 232V231H205ZM77 233H76V235H77ZM78 233V237H76L77 239V241L78 242H80L79 240H81L80 238H82V236H83V234L82 233H80L79 234ZM204 233V232H203ZM211 233V232H210ZM209 233V236L208 237H210V234ZM62 234H64L63 232H62ZM82 234V235H81ZM206 234H208V232L206 233ZM220 234V233H219ZM204 235V234H203ZM214 235V234H213ZM49 236V235H48ZM59 236H61L62 237V235H59ZM59 236H58V238H59ZM64 236V235H63ZM135 236V237H134ZM146 236H148V238L146 237ZM60 237V238H61ZM204 237V236H203ZM207 237V236H206ZM205 237V238H206ZM236 237V236H235ZM59 238V239H60ZM63 238V237H62ZM62 238H61V240H62ZM134 238V239H133ZM46 239H47V236H46ZM133 239V240H132ZM202 239V238H201ZM200 239V240H201ZM60 241V240H59ZM203 241H204V239H203ZM206 241V240H205ZM211 241V240H210ZM62 242V241H61ZM145 242H147L146 240H145ZM55 243V242H54ZM235 243V242H234ZM60 244V243H59ZM75 244V243H74ZM148 244V243H147ZM206 244V243H205ZM211 244V243H210ZM58 246V245H57ZM62 246V245H61ZM59 247L60 249L62 248V247ZM208 246V245H207ZM141 247V246H140ZM143 247V246H142ZM51 248H55L54 246L53 247H50L49 249H51ZM58 248V249H59ZM187 248H190V249H188V251L186 250ZM236 248V247H235ZM56 250V249H55ZM62 250V249H61ZM142 250H144V249H142ZM63 251V250H62ZM49 252H52V250L51 251H49ZM56 252V251H55ZM54 252V253H55ZM60 252V251H59ZM58 252V250H57V253L54 255V253L53 254H51V256H52V258H54V261L51 263V264H62L63 263V261L66 259V258H64L65 257V255H64V257L62 256V254H60ZM206 252V251H205ZM209 252V251H208ZM207 252V253H208ZM64 253V252H63ZM201 253V252H200ZM203 253V252H202ZM201 253V254H202ZM206 253V254H207ZM44 254V253H43ZM42 254V255H43ZM146 254V253H145ZM210 254H212V253H210ZM55 257H54V256ZM153 255V254H152ZM39 256V255H38ZM50 256V255H49ZM247 256V255H246ZM46 257H47V255H46ZM67 257V256H66ZM210 257V256H209ZM44 258V257H43ZM2 259V258H1ZM48 259V258H47ZM36 258H35V260H34V262H36ZM3 261V260H2ZM2 261L0 260V263H2ZM49 261H50V259H49ZM248 261V260H247ZM39 262V261H38ZM36 264V263H35ZM141 264V263H140ZM251 264V263H250Z\"/></svg>",
    "mask_w": 264,
    "mask_h": 264
}]
</instances>
